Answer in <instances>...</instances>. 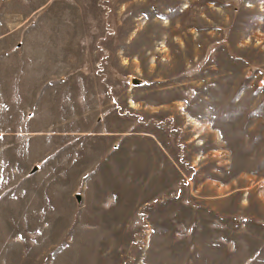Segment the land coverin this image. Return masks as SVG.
Returning <instances> with one entry per match:
<instances>
[{"label": "rangeland", "instance_id": "obj_1", "mask_svg": "<svg viewBox=\"0 0 264 264\" xmlns=\"http://www.w3.org/2000/svg\"><path fill=\"white\" fill-rule=\"evenodd\" d=\"M98 114L156 130L181 169L130 183L129 229L78 223L106 144L82 158L64 131ZM0 264H264V0H0Z\"/></svg>", "mask_w": 264, "mask_h": 264}, {"label": "crops", "instance_id": "obj_2", "mask_svg": "<svg viewBox=\"0 0 264 264\" xmlns=\"http://www.w3.org/2000/svg\"><path fill=\"white\" fill-rule=\"evenodd\" d=\"M62 82H70L69 87L72 86V81H74L76 86H83L89 82V80L84 79H69L66 80H60ZM134 83V82H133ZM84 87V86H83ZM72 92V90H71ZM24 94L20 96L21 98H24ZM70 96V95H69ZM22 98V99H23ZM104 116V115H103ZM103 116L98 114L96 116V125L97 129L92 130L89 128H80L79 132H75L71 129V126L69 127V130L64 131L66 134H69L70 137L73 135V133H78L80 135V142L77 144L79 146V150L81 152H84L83 156H80L84 158L85 156H88L87 153L89 150H91V153L95 151L97 148L89 146L88 143L95 142L97 144H106L103 147L104 154L97 157L93 162L92 159L88 158L87 163L81 160L80 168L83 166H89L91 170L80 171L82 172L79 178L81 179L82 185L80 190L82 189L81 194L76 195V201L80 205V218L78 220V223L80 225L86 226L88 229L93 223L92 218H94L93 215H96V220H98L99 215H113L117 214L119 216L126 215L127 217L125 219H121L123 221L122 223L124 226H119L118 229L124 230L129 229L128 226H126L129 223V218L132 215L134 210H131V208L135 207H142L145 201L142 200V202L136 203L131 198L130 194L123 193L125 190H130V183H135V179L137 176H139L140 172L146 168H148L146 171L148 172L147 176L144 177V183H153L156 180H162L165 176V172L170 168L172 171H181L177 167L178 163L175 161H172L169 159L172 158L170 155L167 156V146L164 140L161 139L158 132L154 129L151 130H145L143 131H127L122 130L118 128V125H114V121L112 120L111 123L105 122L103 120ZM89 127V126H88ZM122 143L123 148L128 150V155L125 158H121L120 160L115 159L114 155L115 152H118L119 150V143ZM66 145L68 146L66 149ZM121 146V147H122ZM72 148V141L67 142L64 144V152L71 150ZM144 152L150 155L152 158L150 160L144 158L141 163L139 158H136L137 152ZM136 152V153H134ZM167 153V154H166ZM68 156V154H67ZM110 156V157H109ZM92 157V156H91ZM81 158V159H82ZM148 158V157H147ZM52 162H55V158L50 159ZM110 167V169L108 168ZM72 168L73 163L65 160L64 163V169H63V182H64V189H66V183L67 179L71 182V174H72ZM118 168H121V173L119 170L118 174ZM175 168L176 170H173ZM84 172V173H83ZM154 174V175H153ZM121 177V182L123 184L122 188L120 190H117L116 183H121L118 177ZM56 176H54L55 178ZM96 179V180H95ZM95 180V181H94ZM99 182L100 184H103L105 190L108 191L107 194L104 195L102 201L100 200V197L94 196L93 194L89 195L88 191H91L93 188L90 186L89 183H96ZM109 184L108 187L106 185ZM90 186V187H88ZM134 187V184L133 186ZM96 189V187H95ZM99 189V188H97ZM133 189V188H132ZM135 189V187H134ZM70 192L72 191V188L69 187L68 189ZM122 190V191H121ZM71 194V193H70ZM71 196L69 195V200H71ZM49 209L53 210L56 214H61V211L59 209V206L57 203L55 204H48ZM87 209V210H84ZM100 209V210H99ZM63 214H68L66 209H64ZM71 214V212H69ZM87 216V217H84ZM92 216V217H88Z\"/></svg>", "mask_w": 264, "mask_h": 264}]
</instances>
